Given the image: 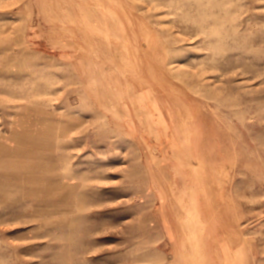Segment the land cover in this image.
I'll list each match as a JSON object with an SVG mask.
<instances>
[{"label": "rangeland", "instance_id": "374dc122", "mask_svg": "<svg viewBox=\"0 0 264 264\" xmlns=\"http://www.w3.org/2000/svg\"><path fill=\"white\" fill-rule=\"evenodd\" d=\"M0 264H264V0H0Z\"/></svg>", "mask_w": 264, "mask_h": 264}, {"label": "crops", "instance_id": "0c3cea01", "mask_svg": "<svg viewBox=\"0 0 264 264\" xmlns=\"http://www.w3.org/2000/svg\"><path fill=\"white\" fill-rule=\"evenodd\" d=\"M147 96L150 97V95L147 93L144 95V98ZM158 214H159V217L163 220L162 221L163 233H164L165 240H167V243L166 241L165 243L169 245H173V246L176 245L177 244V238H176L177 233L175 230L176 226H175V223H173L172 221V217H170V214L168 212V207H166V204L163 207L160 206V209L158 210Z\"/></svg>", "mask_w": 264, "mask_h": 264}, {"label": "bare ground", "instance_id": "6f19581e", "mask_svg": "<svg viewBox=\"0 0 264 264\" xmlns=\"http://www.w3.org/2000/svg\"><path fill=\"white\" fill-rule=\"evenodd\" d=\"M136 50V49H135ZM191 191V190H190ZM220 192V191H219ZM192 193V192H191ZM208 195V194H207ZM219 198V197H218ZM222 199V198H221ZM224 200V199H223ZM222 201V200H221ZM223 202V201H222ZM215 212V211H214Z\"/></svg>", "mask_w": 264, "mask_h": 264}]
</instances>
